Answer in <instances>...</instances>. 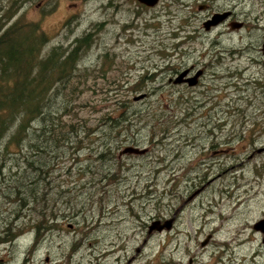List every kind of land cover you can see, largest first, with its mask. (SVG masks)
I'll return each mask as SVG.
<instances>
[{
  "label": "rangeland",
  "instance_id": "rangeland-1",
  "mask_svg": "<svg viewBox=\"0 0 264 264\" xmlns=\"http://www.w3.org/2000/svg\"><path fill=\"white\" fill-rule=\"evenodd\" d=\"M165 2L150 8L137 0H0V23L9 11L15 14L8 23L37 22L49 38L46 50L95 33L79 60L82 77L91 73L77 103L89 105L74 104V116L89 119L91 127L97 115L91 105L105 106L106 94L132 98L161 86L167 102L171 91L181 90L195 95L198 106L177 122L171 115L181 109H165L158 125L171 136L160 143H148V126L117 130L112 144L119 133L135 143L123 144L104 163L93 159L99 140H83L79 159L66 155L57 162L31 208L1 202L0 236L20 235L13 246L0 244L3 263L264 264L261 235L253 228L264 218V67L250 61L261 55L264 15L251 12L242 32L224 33L222 46L213 48L196 37L186 13ZM211 49L236 52L205 70V87L164 85L177 76L174 69L215 62ZM155 68L157 81L142 83L145 71ZM144 102L150 111L158 107L154 95ZM126 145L147 151L119 154ZM170 219L171 228L149 231L154 221Z\"/></svg>",
  "mask_w": 264,
  "mask_h": 264
},
{
  "label": "trees",
  "instance_id": "trees-1",
  "mask_svg": "<svg viewBox=\"0 0 264 264\" xmlns=\"http://www.w3.org/2000/svg\"><path fill=\"white\" fill-rule=\"evenodd\" d=\"M14 14L9 11L5 21L12 19ZM5 21L0 23V203L19 209L31 208L48 184L47 179L56 169L57 162L66 155L79 159L76 153L82 151L83 140L91 141V137L99 140L93 159L104 163L115 158V151L123 144L135 143L133 137L119 133L121 138L112 144L114 137L117 138V130L134 125L148 126L152 132L148 143H155L154 138L160 143L171 136L169 129L164 130L158 125L160 119L166 117L165 109L179 107L183 111V117H179L181 111L171 115L174 118L170 121L177 122L190 117L191 114L186 113L198 107L196 96L181 90L171 91L172 100L167 102L163 95L160 96L161 86L148 89L138 100L125 94L115 98L106 94L102 98L105 106L91 105V112L97 114L95 126L91 127L89 119L74 116V104L89 105L88 100L77 103L82 98L80 86L88 81L91 73L82 77L80 70L83 67L79 60L94 45L95 33L88 30L76 37L69 47L61 44L46 50L49 38L37 22ZM156 79L157 68L153 72L145 71L142 83L151 85ZM164 85L174 87L169 83ZM125 87L130 90L127 85ZM151 95L155 96L158 105L152 111L144 102ZM158 109L160 114H157ZM188 138V145L195 143L194 136ZM126 146L119 154H128L121 152ZM37 233L40 234L39 228ZM2 240L0 236V242Z\"/></svg>",
  "mask_w": 264,
  "mask_h": 264
},
{
  "label": "flooded vegetation",
  "instance_id": "flooded-vegetation-1",
  "mask_svg": "<svg viewBox=\"0 0 264 264\" xmlns=\"http://www.w3.org/2000/svg\"><path fill=\"white\" fill-rule=\"evenodd\" d=\"M163 0H158L156 5L151 6L155 7ZM250 5L248 8V0H166L165 7L172 8V11L184 12L186 13L192 20V24H195L194 33L196 37H200V39H206L209 41V45L213 48L221 47L220 38L224 33H239L242 32L243 29L246 28L247 25V17L251 15V12H254V17H262L264 15V0H249ZM148 7V6H146ZM263 34L261 36L260 47H257V50L261 53L260 58L256 56H252L250 61L254 63H261L264 67V51L262 50V42L264 36V28ZM216 32V33H215ZM215 33V34H214ZM214 34V35H213ZM211 35V36H210ZM213 35V36H212ZM205 36V37H204ZM224 51H228L227 48H224ZM215 52L211 49L212 55L215 58V62L210 58L208 62L204 63L203 67H198L197 64H191L188 67H180L177 69L176 74L178 75L185 69H188L187 73L184 75L183 79L193 76L198 70H201V73L197 77L196 83L190 86L186 81H181L180 83H174L173 77H169L167 79V83L173 85H183L187 87H205L206 85L201 83L200 79L204 76L205 70L215 64L220 63L227 55H232L235 53V50H230V53ZM206 67V68H205ZM175 74V75H176ZM173 224V219L169 228H171ZM165 229H169L163 227ZM162 228V229H163ZM261 235V242L264 246V234L260 230H256ZM39 239H42L46 234H37ZM20 236L19 234H3V240L0 244H12L15 245L16 238ZM39 240L36 241L38 243ZM37 246V245H36ZM76 250V248L74 249ZM73 250V251H74ZM27 260V258H25ZM0 264L3 263V259H0Z\"/></svg>",
  "mask_w": 264,
  "mask_h": 264
},
{
  "label": "water",
  "instance_id": "water-1",
  "mask_svg": "<svg viewBox=\"0 0 264 264\" xmlns=\"http://www.w3.org/2000/svg\"><path fill=\"white\" fill-rule=\"evenodd\" d=\"M139 3L151 7L156 5L158 0H137ZM262 50L264 51V36H263V42H262ZM188 69L183 70L180 72L174 79V83H180L181 81H186L190 86L194 85L196 83L197 77L201 73V70H198L193 76L188 77L186 79H183L184 75L187 73ZM145 96L144 93H141L139 95L134 96V100H138L140 98H143ZM146 149L139 148V147H132V146H126L121 152L122 153H135V154H142L145 152ZM172 219L165 221L163 224L160 223V221H154L152 225L149 227V231H151L153 228L157 230H161L163 227L169 228L171 224ZM253 228L256 230H260L264 234V218H261L253 223ZM264 240V238H263Z\"/></svg>",
  "mask_w": 264,
  "mask_h": 264
}]
</instances>
